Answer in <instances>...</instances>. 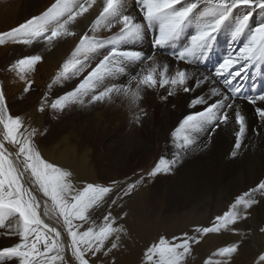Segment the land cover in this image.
Listing matches in <instances>:
<instances>
[{
  "label": "snow or ice",
  "instance_id": "6c2138e0",
  "mask_svg": "<svg viewBox=\"0 0 264 264\" xmlns=\"http://www.w3.org/2000/svg\"><path fill=\"white\" fill-rule=\"evenodd\" d=\"M98 2L101 7L99 14L91 22L90 30L95 32L104 29L112 32L113 29H118V31L112 32L111 36L102 40L95 36L90 37L87 33L79 37V42L69 58L53 77V83H60L62 80L80 75L88 66L90 53L104 49L107 54L99 59L95 67L91 68L74 89L53 100L50 107L53 110L63 111L69 103L82 104L83 98L89 95L90 104L104 102L106 99H111L113 93L127 98L130 106L139 107L138 102L142 98L141 93L144 88L153 89L157 84L160 87L170 85L169 95L180 90L189 93L195 92L209 79L215 84L222 78L223 88L212 87L209 99L196 96L190 101V108L197 105L204 107L201 111H193L185 115L179 127L173 132V136L182 141L179 143L180 151L177 152L176 157L171 160L161 157L147 176L155 177L162 172L170 173L180 162L181 153L194 145L195 141L192 137L195 133L213 124L215 127L211 131L215 133L221 126L233 122V112L234 123L238 126L234 134L235 146L232 152V156H235V149L241 147L247 130V117L237 100L247 101L251 105H256L257 101L264 102V90L259 91V94L248 95L244 92L243 83L233 85V81L237 78L241 80L246 78L245 74L250 67L264 60V22L249 27L250 18L254 15L252 9L264 11V0H135L136 10L132 12L126 7V0H54L39 15L32 16L8 31L0 32V44L11 40L17 44L32 45L34 41L42 40L51 47L61 38L75 36L72 26L79 18L85 17V14L89 13ZM201 4L204 8L196 21L194 32L180 50L170 53L177 62L199 63L201 57L210 54L217 33L229 20L233 11L240 7L248 9L246 14L235 21L230 33L231 41H236L247 31L249 33L247 39L238 51L230 52L218 62L214 77L204 76L201 80L196 72H189L186 68H178L174 75L169 76V64L164 63L161 67L155 54L146 57L141 50L122 47L129 43L141 42L146 29L154 33L152 40L154 52L156 49L174 44L182 36L185 28L193 23L194 10ZM41 60L40 54L24 56L10 64L9 70L15 71L23 80L26 79V73L33 71ZM127 62H150L151 67L142 68L131 77L127 85L113 83L99 90L108 78L123 73ZM132 81L136 82L134 89L131 87ZM190 81H194L192 86H189ZM31 85L32 81L28 80L24 91L28 92ZM255 87L253 84L252 88ZM45 96L47 97V93ZM210 100L213 102H209ZM43 110L42 103L40 111ZM143 111L140 109L141 113ZM255 113L259 121L264 124V107H255ZM133 122H140L139 114L133 116ZM0 126H2L0 228L7 229L4 235L18 238V241L10 246H0V264H68L64 256L65 245L61 240V232L41 218L39 211L41 205L31 189L25 186V173H30L33 183L38 185L44 196L51 200L53 208L63 219V226L71 239L68 247L76 264H90L91 258L99 259V253L103 252L107 255L112 249L117 248L120 234L126 231L118 218L108 212L100 223L92 219L95 211L103 207L111 198L110 194H113L117 182L112 181L107 186L87 183L75 188L70 171L49 163L41 156L34 141L38 135L37 129H29L20 116L10 114L2 89H0ZM181 132L183 135L178 136ZM6 144L15 148V156ZM19 163H22L23 170L18 166ZM144 179L145 177L141 176L135 184H127L122 190V196L118 195L116 199H112L109 207L117 205L120 199L129 195ZM251 192H259L264 196V180H261L255 189H249L248 192L238 195L227 211L214 218L211 226L196 227L193 235L183 233L181 237L173 236L171 240L161 236L158 241L145 249L143 264H188L193 246L200 243L201 236L213 232L219 233L222 229H228L229 226L247 218V214H241V208L250 209L259 202L246 199ZM44 207V214L47 215V201ZM84 225L90 226L85 228ZM231 230L237 231L235 228ZM260 231L264 232V227ZM106 242H110V247H106ZM237 250L238 242L218 248L212 256L230 257ZM258 262L264 264V252L259 254ZM204 264H221V261H214L209 257L204 260Z\"/></svg>",
  "mask_w": 264,
  "mask_h": 264
},
{
  "label": "rangeland",
  "instance_id": "374dc122",
  "mask_svg": "<svg viewBox=\"0 0 264 264\" xmlns=\"http://www.w3.org/2000/svg\"><path fill=\"white\" fill-rule=\"evenodd\" d=\"M252 11L254 12L253 17H251L253 24L256 23L257 25L260 18H263L261 22H264V11L258 9H252ZM148 41L152 45V37ZM242 41L241 39L240 43ZM3 46V44H0V56L9 51V47L3 49ZM163 53L166 56L170 55L167 52ZM15 54H18L17 58L25 56L24 52H15ZM35 54L41 53L36 49V52L26 55ZM220 55L222 57L220 58L221 60L219 59L215 63L211 62L214 57V55H211L206 60L208 65L201 62H199L200 64L192 63L188 65L186 63L184 68L200 67L209 76L214 77L213 73L218 62L222 61L226 54L221 52ZM180 62L184 63V61ZM260 65L263 67L261 61L250 67L249 72L245 74L247 78L244 79L247 80L249 88H252L253 84L258 86L256 94L264 90V67L262 68ZM32 76H35L38 83L31 85L29 91L25 92L24 88L27 86V81L31 80ZM131 77L127 80H121L122 85H127ZM9 79H11V82ZM40 80L38 64L36 69L26 73V79L23 80L20 79L16 72L10 71L9 66L3 68V65H0V89L5 94L9 112L13 116H20L29 129H37L38 135L34 138V141H38L35 144L41 156L49 163L70 171L75 188L82 187L87 183L107 186L112 181L117 182V187L114 188L113 194H110L111 198L107 200L103 207L95 211L92 219L100 223L103 216L111 212L113 216L118 218L119 223L124 226L126 231L120 234L117 248L112 249L107 255H104L103 252L99 253V259L91 258L90 264H143L145 249L150 244L158 241L161 236L171 240L173 236L181 237L183 233L193 235L196 227L211 226L214 218L227 211L229 206L235 201L236 196L248 192L249 189H255L257 184L264 180V124L259 121L255 113V107H264V102L257 101L256 105H251L247 101L237 100V103L241 105L242 112L247 117V130L242 139L241 147L235 149V156H232V152L235 146L234 134L238 130V126L234 123L233 112V122L226 126H221L214 134L211 131L215 127L214 124L204 131H198L199 134L192 137L195 141L194 145L186 152L181 153L180 162L170 173L162 172L155 177H148L147 173L153 169L162 156L168 160L176 157L177 152L180 151L179 144L178 146L175 145V147L172 146V148L167 144L165 145L161 140L163 150H158L153 145H150V151L145 156L138 149L130 151L124 148L123 144L125 140L133 139L135 136L134 128H136L137 123L133 122V116L136 113L138 114L139 109L137 107V112L135 107H130L131 111L125 109V112L128 113L124 114L127 122L123 118V113L115 114L111 112L112 110L106 109V107L94 116L88 115V118L73 115V113L70 115L68 107L71 106L74 109L75 103H69L64 111L59 112L50 107L51 102L56 99L55 92L47 95V97L45 94L41 95ZM216 82L223 88V83L220 79ZM132 83L131 87L133 88ZM105 85L107 87L110 82L106 80L103 88ZM103 88L101 87L99 90H103ZM245 93L248 94L249 92ZM248 95H253L251 90ZM193 98L189 97L191 100ZM204 98L209 99L210 95L208 94ZM88 99H91L90 95L87 96ZM45 100L47 103H45ZM88 101L82 108L90 107L91 104ZM112 101L107 104L112 103ZM42 103L44 104V110L40 111ZM189 103L190 101H185V104H181L180 112L182 117L179 115L180 112L170 113L174 116L173 122H180L185 115L196 110L201 111L204 107V105H197L193 109H188ZM91 108L93 109L92 106ZM115 108H124L123 103L117 101ZM84 119L86 120L85 123L82 121ZM81 122L82 124H80ZM93 122L94 124H92ZM120 122L125 124L124 127L119 125ZM255 123L259 124L255 125ZM0 131H2V126H0ZM214 140L216 142L219 140L220 143L218 154L213 150L210 151L213 143H215ZM170 141L171 137L167 143H170ZM204 144L207 145L206 148ZM6 147L15 156V148L7 144ZM202 151L204 156L198 154ZM127 153L131 156L128 157ZM170 153L173 154V158ZM209 154L212 156L208 157ZM22 159L21 157L20 160L22 161ZM204 159L206 161L214 159V161L208 167L200 168L199 166L203 164ZM18 166L23 170L22 163H19ZM203 169L208 170V174L203 179L197 180L196 177L192 176L202 177L201 174H204L202 172ZM141 176H144L145 179L137 184L129 195L120 199L117 205L109 207L112 204V199H116L118 195L122 196V190L126 188L127 184H135ZM24 181L25 186L31 189L32 194L41 205L39 209L41 218L45 223L51 227H56L61 232V240L65 245L64 256L66 261H68V264H76L68 247L71 239L63 226V219L53 208L51 200L44 196L38 185L33 183L30 173H25ZM249 198L259 202L250 209L244 210L241 208V214H247V218L229 226L228 229H222L219 233L213 232L201 236L200 243L193 246V253L188 258V264H204V260L209 257L214 261H221V264H259L258 256L264 252V232L260 231L264 227V196H261L259 192H251L250 197H246V199ZM45 201H47L48 206L47 215L44 214ZM76 223L80 222L76 221ZM87 226L90 225H84L85 228ZM231 228H235L237 231L233 232ZM5 231H7L6 228H0V246H10L18 241L16 237L4 235ZM113 239L115 238L113 237ZM237 242L238 250L231 254L230 257L212 256L218 248ZM106 247H110V242H106Z\"/></svg>",
  "mask_w": 264,
  "mask_h": 264
},
{
  "label": "bare ground",
  "instance_id": "6f19581e",
  "mask_svg": "<svg viewBox=\"0 0 264 264\" xmlns=\"http://www.w3.org/2000/svg\"><path fill=\"white\" fill-rule=\"evenodd\" d=\"M53 2H54V0H0V29H1L0 32L8 31L9 29H11L13 27H16L18 24L23 23L24 21L28 20L32 16L39 15L40 13L44 12ZM100 7H101V4L98 2L97 5L94 6V8L89 11V13L85 14V17L78 19V22L75 25L72 26V30L76 33L75 36L67 37V38H61V39L55 41L51 47L46 45L42 40L34 41L32 45L17 44V43L12 42L11 40L6 41L3 44L4 45L3 49H6L7 47H9V51L7 53H5L4 55L1 54V56H0V65H3V68H6V66H9L10 64H13L17 59L23 58V57L17 58L16 56L18 54H15V52H17V53L24 52L25 56H28L26 54L36 52V49H38V51L41 53L40 55L42 56V60L37 63L39 65V70H40V78H41V80H40L41 92L40 93H42L41 95L46 94V93H47V95H50L53 92H55V94H54L55 98H58L59 96L63 95L64 93L71 91L72 89L75 88L76 84H78L80 82V80L83 79V77L86 76L89 71H91V68L95 67V64L99 62V59H102L103 56L107 54V51L104 50V49L98 50L97 53H90L89 54L90 59L87 62L88 66H86L84 68V70L80 73V75L73 76L71 79L62 80L60 83H53L52 82L53 77L56 75L57 71L59 70L60 66L64 63V61L67 58H69V56L72 53L73 49L75 48L76 44L79 42V37L84 35L85 33H87L88 36H90V37L95 36L99 40H102V39H105L106 37L111 36L112 32L118 31V29H113L112 32H109V31L104 30V29H99V30H97L95 32L90 30L91 22L99 14V8ZM126 7H128L129 12L135 11L136 10L135 9V0H126ZM203 8H204V5L201 4V5L198 6V8L196 10H194L193 23L190 26H187L185 28L182 36L174 44H171L169 46L156 49L155 52H154V50L152 48V45L150 44V41H148L150 37H152V40H153V34L154 33H153L152 30L148 31L146 29V33H145L144 39L141 42L136 43V44L129 43V44L124 45L122 47L124 49L141 50V51H143L145 53L146 57L155 54V56L157 57L158 64L161 67L163 66L164 63L169 64L170 67H169L168 75L169 76L174 75L175 71L178 68H184L186 63L185 62L182 63L180 61L177 62L171 55H167L166 56L163 52H167L168 54H170L174 50L175 51L180 50L185 45V43L187 42V38L195 30L196 21L198 20V18L200 16V12L203 11ZM247 11H248V9H246L244 7H240V8L235 9L233 11V13L230 15L229 20L226 21L224 25H222L220 31L217 33V39L215 40V42L213 44V47H212V50H211L210 54L207 57H201L200 58V62L201 63H206L207 62L206 61L207 58L209 56H211V55H214L213 60H211V62L215 63L220 58H222L221 55H220L221 52H225V54L228 55L230 52L234 53L236 51V49H239V47L243 45V43L247 39V35L249 34L247 31L244 34H242L241 37L239 39H237L236 41H231L230 33H231V30L234 28L235 21L238 20L239 18H241L244 14H246ZM261 19H263V18H260L258 23L261 22ZM254 24L256 25V23H254ZM254 24L252 23V18H250L249 27L254 26ZM241 39L243 41L240 43ZM80 58L82 60L84 59L83 57H80ZM261 64L264 67V60H261ZM186 65H188V64H186ZM205 65H208V63H206ZM124 67H125V70H124L123 73H120L119 75H117L115 77H111V78L107 79L110 82V85L113 84V83L122 85L121 80H127L130 76L135 75L142 68L143 69H147L148 67H151V63L150 62H140V63L127 62ZM237 67H239V66H237ZM35 69H36V66H35ZM186 69L189 72H196L200 76L201 80H203L204 76H209L208 73L203 71L200 67L199 68H195V67L192 66L191 68L187 67ZM12 72L15 73V71H12ZM214 73H213V76H214ZM200 74H202V75H200ZM32 75H33V73H32ZM209 77H211V75ZM10 80L11 79H9V81ZM31 80H32V85L38 83V82H36L35 76H32ZM220 80L222 82V78ZM242 81H243V84L245 85L244 92H249L248 94H250V90H251V94L255 95L257 93L258 86L255 85L256 86L255 89H253L251 87L249 88L247 80H241L240 78H237L235 81H233V85L235 86L237 84H240ZM193 83H194V81H190L189 82V86H192ZM50 84H51V87H49ZM9 85H10V83H9ZM110 85H108V86H110ZM132 85H133V89H134L136 87V82L133 81ZM105 87H106V85H105ZM212 87H220L221 88V86L217 82L214 84L212 79H209L205 83L201 84L199 89H197L195 92H189V93H184L182 90H180V91H176L172 95H169V90L171 88L170 85H166L164 87H160L157 84V86L155 88H153V89L144 88L142 93H141L142 98L138 102L139 103V107H137L139 109L138 114L140 115V122L137 123L136 128H134L135 129V131H134L135 132V136L133 137V139H129L127 141L125 140L124 144H123V147L126 148V149H129L130 151L134 150V149H138L139 151L143 152V154L145 156L150 151L149 150L150 145H153V147H155V148H157L158 150H161V151L163 150V143L165 145L167 144V145H169L171 147L172 146L175 147V145L178 146V144L181 141H179L176 137L173 136V132L179 127V123L180 122L179 121H178L179 123L178 122H173L174 121V116H172V114H170V113H179L181 111L180 110L181 104L182 103L185 104V101H191V99H189V97H192V98L196 97V96L206 97L208 94L211 96L210 89ZM102 88H103V86H102ZM22 89H23V87H22ZM93 94H95V93H93ZM179 99H180V101H179ZM88 100H87V97H84L83 98L84 102L82 104L80 102H75L74 109L71 106L70 107L67 106L68 109H69V112L71 113L70 115H72V113H73V115L74 114L75 115H80L81 117L85 116V118H86L88 115H92V116L96 115V113L101 112L103 110V108L106 107V109L112 110L111 112H113L115 114H118L120 112L123 113V118H125V121H126V115H124V114L127 113V112H125L126 111L125 109H129L130 110L131 109L130 107H135V106H130L129 105V102H128L127 98L123 97L122 95H117L115 93L112 94L111 99H106L104 102L92 103L90 105V107L82 108V106L85 103H87ZM110 101H112V103L107 104ZM117 101L122 102L124 108L116 109L115 108V103ZM209 102H213V101L211 100ZM14 103H15V101H14ZM88 106H89V104H88ZM91 106L93 107V109L91 108ZM189 108L190 107H188V109ZM140 109L144 110L143 113L140 112ZM247 110L249 111V109H247ZM135 111L137 112L136 107H135ZM189 112H190V110H189ZM104 114L106 115V113H104ZM136 115H137V113H136ZM179 115L181 116V112H180ZM179 115H177V116H179ZM62 118H64V117L62 116ZM131 118H132V116H131ZM175 118H176V116H175ZM82 121H84V123H85L86 120L84 119ZM87 121H88V119H87ZM122 122H124V121H122ZM122 122H120L119 125L124 127L125 124L122 123ZM107 123H108V120H107ZM256 123H255V125L259 124V123L258 124H256ZM80 124H82V122ZM92 124H94V122ZM89 127H91V126H89ZM102 127H100V128H102ZM204 130L205 129H203V131ZM198 134L199 133L197 132L193 136H196ZM181 135H183L182 132L178 134V136H181ZM170 137H171V141H170V143H167V141L170 140ZM210 137H212V136H210ZM161 140L163 141V143L160 142ZM217 141L218 142H216L214 140L215 143H213V147L211 148L210 151L213 150V151H215L218 154L219 153L218 146H220V143H219V140H217ZM201 142H202V140H201ZM35 143L37 144L38 141L35 142ZM210 144H211V142H210ZM193 151H195V150H193ZM196 151H197V149H196ZM126 152H127V150H126ZM128 153H130V152H128ZM128 153H127V156L128 157L131 156ZM198 154L201 155V156H204L203 151L201 153H198ZM193 155H195V154H193ZM171 156H172V158L174 157L173 154H171ZM210 156H212V155L209 154L208 157H210ZM185 159H186V157H185ZM204 160L205 161L202 160L203 164L199 166L200 168H206V167H208L210 165V163H212V161H214V159H209L208 161H206V159H204ZM263 162H264V160H263ZM202 172H204V174H201L202 177L195 176V175H192V176L194 178L196 177L197 180H199L201 178L203 179V177L208 174V170H204L203 169ZM248 197H250V193H249ZM241 211H242V209H241Z\"/></svg>",
  "mask_w": 264,
  "mask_h": 264
}]
</instances>
